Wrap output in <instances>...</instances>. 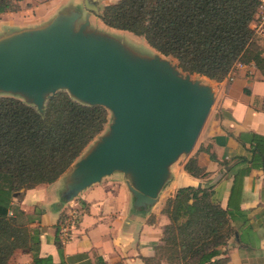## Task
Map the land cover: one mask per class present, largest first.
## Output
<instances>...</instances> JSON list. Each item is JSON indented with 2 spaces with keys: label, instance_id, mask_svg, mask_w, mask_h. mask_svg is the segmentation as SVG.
<instances>
[{
  "label": "water",
  "instance_id": "1",
  "mask_svg": "<svg viewBox=\"0 0 264 264\" xmlns=\"http://www.w3.org/2000/svg\"><path fill=\"white\" fill-rule=\"evenodd\" d=\"M82 4L66 5L40 26L0 33V98L20 100L41 115L58 92L106 108L104 130L59 178L65 179L61 199L71 202L121 173L135 208L148 209L171 183L172 167L193 151L215 103L217 81L184 72L174 57L140 36L144 41L135 40L150 50L143 54L113 34L124 30L102 21L105 6Z\"/></svg>",
  "mask_w": 264,
  "mask_h": 264
},
{
  "label": "trees",
  "instance_id": "2",
  "mask_svg": "<svg viewBox=\"0 0 264 264\" xmlns=\"http://www.w3.org/2000/svg\"><path fill=\"white\" fill-rule=\"evenodd\" d=\"M260 0H118L104 7L109 27L142 36L184 72L225 81L236 64L253 63L264 70L251 25ZM20 0H0V15L20 10ZM109 112L58 92L45 115L14 98H0V264H11L19 251L40 245V232L30 225L15 201L23 190L60 178L104 130ZM185 171L203 176L191 158ZM164 213L169 223L155 247L156 264H227L222 249L232 236L230 217L209 184L185 187L170 198ZM61 229V228H60Z\"/></svg>",
  "mask_w": 264,
  "mask_h": 264
},
{
  "label": "crops",
  "instance_id": "3",
  "mask_svg": "<svg viewBox=\"0 0 264 264\" xmlns=\"http://www.w3.org/2000/svg\"><path fill=\"white\" fill-rule=\"evenodd\" d=\"M25 1L19 11L0 15V33L40 26L66 5L81 2ZM232 74L233 81L216 82L215 103L198 141L182 163L172 167V181L157 204L136 209L121 173L104 178L71 202L61 199L64 178L23 190L19 206L35 216L30 227L40 232V245L17 252L11 264H156L155 247L169 223L163 211L167 201L179 188L207 184L230 217L232 236L220 258H228L227 264H264V70L239 63ZM191 158L203 170L202 177L185 171ZM69 216L77 224L68 238L60 228Z\"/></svg>",
  "mask_w": 264,
  "mask_h": 264
},
{
  "label": "built area",
  "instance_id": "4",
  "mask_svg": "<svg viewBox=\"0 0 264 264\" xmlns=\"http://www.w3.org/2000/svg\"><path fill=\"white\" fill-rule=\"evenodd\" d=\"M251 28L255 34V40L261 42L264 45V0H260L254 21ZM229 81L234 80L232 72L227 78ZM77 219L74 216H69L61 226V233L66 237H70L73 229L76 227Z\"/></svg>",
  "mask_w": 264,
  "mask_h": 264
},
{
  "label": "rangeland",
  "instance_id": "5",
  "mask_svg": "<svg viewBox=\"0 0 264 264\" xmlns=\"http://www.w3.org/2000/svg\"><path fill=\"white\" fill-rule=\"evenodd\" d=\"M40 2H44V3H46V2H48V0H39ZM85 1H87V0H82V2H83V4H84V2ZM89 1H91V0H89ZM93 1H95V5L98 7V8H101L102 6H105V5H108V4H113V3H115V2H117L118 0H93ZM21 2H23V5L24 4H26V1L25 0H20V3ZM82 4V5H83ZM31 6L33 5V4H30ZM83 7H85V6H83ZM126 34H121L120 36H122V37H119V38H121V39H127L128 40V42H129V44H133L134 45V47H137V48H139L141 51L140 52H142L143 54H149V48L148 47H146V45H145V43L143 42L144 40H143V38L142 37H140V36H136V35H134V34H132V33H130V32H127V31H124ZM137 38H141L142 40H135V39H137ZM120 48V47H119ZM255 48H259L260 50H263L264 49V45L261 43V42H259V41H257L256 40V42H255ZM121 49V48H120ZM122 50V49H121ZM123 52H124V54H126L127 56H129V58H134V55L130 52V51H128V50H122ZM152 52H156L154 49L153 50H151ZM215 85V87L217 86V84H214ZM212 109H213V107H212ZM212 111V110H211ZM179 162H181L182 163V160L181 161H179ZM15 203L17 204V205H19V202L18 201H15ZM33 217H35L34 215H32Z\"/></svg>",
  "mask_w": 264,
  "mask_h": 264
},
{
  "label": "bare ground",
  "instance_id": "6",
  "mask_svg": "<svg viewBox=\"0 0 264 264\" xmlns=\"http://www.w3.org/2000/svg\"><path fill=\"white\" fill-rule=\"evenodd\" d=\"M114 34V33H113ZM116 35H118L119 37H122V36H120L121 34L120 33H117ZM126 43H128L129 44V42H128V40L125 38V39H123Z\"/></svg>",
  "mask_w": 264,
  "mask_h": 264
}]
</instances>
